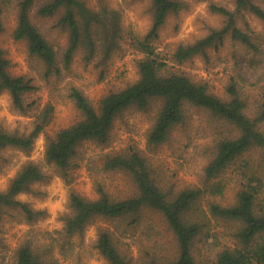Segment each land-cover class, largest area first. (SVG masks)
Returning a JSON list of instances; mask_svg holds the SVG:
<instances>
[{"label": "trees", "instance_id": "trees-1", "mask_svg": "<svg viewBox=\"0 0 264 264\" xmlns=\"http://www.w3.org/2000/svg\"><path fill=\"white\" fill-rule=\"evenodd\" d=\"M13 1V0H9ZM211 12L222 16L221 26L191 41L179 42L171 49L169 64L155 47L159 28L169 14L177 13L180 0H150L151 24L144 35H132L131 46L142 56L138 61V78L124 87L110 90L95 105L79 87L70 85L67 95L80 113V118L45 136L44 159L61 175L76 165L78 145L84 140L104 143L118 114L134 107L140 111L153 110L147 130L148 144L163 143L171 129L184 118L185 104L202 107L229 125L215 142L214 156L203 169L201 184L189 185L169 193L152 175L145 158L136 150L106 153L102 160L104 170H120L128 174L133 190L120 197H112L96 184L97 196L88 198L76 192L68 196L69 210L61 216L63 225L56 230L52 243H38L25 238L16 248L10 264H61L53 254L57 243L63 258L73 256L74 264H81L74 252L73 235L83 236L88 222L99 217L106 220L119 218L133 227L144 225V212L158 215V220L171 235V248L152 239V246L144 252L142 264H264V180L261 172L249 165L250 152H264V82L259 94L250 102L243 90L246 74L238 60L225 83V95L219 96L203 82L191 79L188 73L176 66L196 55L207 59L210 47L218 48L225 38L238 43L252 63L254 81L264 79V42L253 32L248 23L238 25V15L248 12L264 24V7L255 0H234V7L207 0ZM35 0H15V39H24L28 55L39 59L44 66L43 75L59 76L68 70L77 51L86 62L102 65L120 47L122 30L120 12L100 2L90 7L84 0H45L36 8L41 17L55 16L54 27L66 32V43L56 46L38 29L30 12ZM5 1L0 0V31ZM261 63V64H260ZM9 60L0 48V92L6 91L12 105L21 113L33 108L34 101L26 98L27 91L35 88L32 78L24 74H11ZM53 105H44L36 114L34 124L27 133L8 131L0 127V150L16 147L29 150L35 137L44 131L51 120ZM247 154L246 158L244 157ZM235 167L237 188L234 200L221 203L214 198L203 206L204 195L217 196L224 192L225 184L218 178L226 169ZM49 174L37 163L26 161L0 189V214L17 210L28 222L45 213L16 198L19 192L33 190L32 184L45 181ZM224 222V232L209 230V222ZM149 224V225H148ZM147 226H153L148 222ZM153 228V227H152ZM152 230V229H151ZM157 233V232H155ZM151 235V234H149ZM221 236H228L229 243L220 244ZM53 244V246H52ZM91 246L107 264H127V255L117 247L108 228L100 226ZM201 248L205 253H201ZM1 263V260H0Z\"/></svg>", "mask_w": 264, "mask_h": 264}, {"label": "rangeland", "instance_id": "rangeland-1", "mask_svg": "<svg viewBox=\"0 0 264 264\" xmlns=\"http://www.w3.org/2000/svg\"><path fill=\"white\" fill-rule=\"evenodd\" d=\"M4 1L7 5L1 15L3 29L0 31V48L9 60L8 71L11 74L31 77L36 87L25 94L27 99L34 101L33 108L26 113L19 112L12 105L10 95L6 91L0 92V127L8 131L27 133L33 127L35 114L44 105L52 104L53 112L51 120L44 131L35 137L29 150L24 151L12 146L0 150V189L6 187L9 179L26 161L39 164L49 174L47 180L34 182L31 185L33 190L19 192L16 195L18 200L28 203L31 207L44 210L43 215L28 222L14 209L0 214V264L11 263L17 246L25 238L38 240L41 244L54 241L56 230L61 229L63 225L61 216L69 210L70 192L95 198L97 183H100L112 197L127 195L133 190L128 174L120 170L102 168V160L106 153L138 151L151 168L157 183L169 193L189 185L201 184L204 166L214 156L215 142L225 134L223 132L229 129V125L208 110L190 104L184 105L183 120L171 129L169 137L161 144L150 145L146 139L153 110L144 112L130 107L117 115L104 143L93 140L79 143L76 165L70 167L65 176L44 159L46 134L52 135L59 128L80 118L79 111L67 95V88L70 85L79 87L96 105L99 98L108 91L124 87L138 78L137 65L142 52L133 48L130 40L134 34L144 35L150 27V0H84L90 7L106 2L119 10L122 30L120 47L102 65H98L96 61L86 63L81 58V52L77 51L68 70H62L59 76L48 77L43 75L44 66L40 60L28 55L26 41L13 37L16 24V11L13 7L15 0ZM44 1L35 0L30 12L31 19L49 41L62 47L66 43L67 35L64 30L54 27L55 16L41 17L36 13L37 6ZM180 1L181 9L168 15L154 41L156 49L160 54H164L169 64H173L169 61L171 49L179 42L191 41L221 26L223 22L221 15L209 10L207 0ZM213 1L230 9L234 7V0ZM255 1L264 7V0ZM237 21L240 26L248 23L264 42V24L254 15L241 12ZM243 51L240 44L225 38L218 48L208 49L207 59L196 55L175 65L185 70L192 80L205 83L214 94L224 96L225 83L228 77L235 73L233 66L238 60L242 73L246 74L248 80L243 85V90L249 94L251 102L259 94L260 84L264 79L252 83L254 81L252 63L248 60L249 55L242 54ZM246 156L247 154L244 157ZM248 156L251 157L249 165L257 168L264 180V152L260 151L258 155L252 151ZM239 162L240 160L218 177L225 184L223 194L214 197L204 195L200 198L203 206L215 197V200L221 203L234 200L238 182L236 177L238 170L235 167ZM260 199L264 201L261 197ZM157 217V214L146 210L142 227L130 226L127 221L119 218L106 220L95 217L85 226L83 236L75 234L71 237L74 252L79 254L81 264H107L91 246L97 229L103 226L109 229L119 250L127 255V264H142L144 252L153 244L152 239L164 244L163 249L171 248V235ZM148 222L153 224V228L147 226ZM223 226L224 222L211 219L208 227L212 232L218 229L224 232ZM230 241L228 236H221L219 239L221 245ZM56 242L53 254L58 261L61 264H74L73 256L63 258L60 255ZM201 253H205L203 248Z\"/></svg>", "mask_w": 264, "mask_h": 264}]
</instances>
